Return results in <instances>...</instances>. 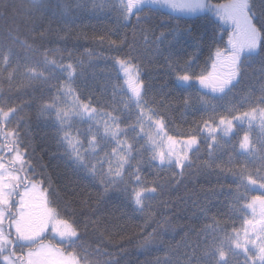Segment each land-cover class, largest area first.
Instances as JSON below:
<instances>
[{"label":"snow or ice","instance_id":"snow-or-ice-1","mask_svg":"<svg viewBox=\"0 0 264 264\" xmlns=\"http://www.w3.org/2000/svg\"><path fill=\"white\" fill-rule=\"evenodd\" d=\"M260 4L264 5V0H260ZM91 6L93 9H112L124 22H130L135 15L137 23L148 19L149 13L163 15L165 10L168 16L211 13L220 22L217 26L222 31L231 29L224 47H217L209 57L210 67L206 64L198 75L193 74L194 61L190 57L182 74L177 73L176 79L183 84L198 82V102L207 113L186 134L180 137L168 134L164 115L152 107V101L145 99V84L137 58L131 52L114 58L118 76L112 85L110 104L95 106L91 99H81L73 86L74 64L61 63L64 58L57 59L43 45L51 29L35 33L37 21H42L49 9H60L66 14L71 8L80 7L72 0H56L55 4L50 0H27L18 5H9L3 0L0 8L10 9L13 19H22L30 35L22 34L19 24L4 30L3 39L8 43L0 45V78L6 79L11 88L17 73L31 85L53 79L57 69L66 72V80L49 85L50 89L55 88V94L50 102L41 106L42 114L55 112L60 132L58 145L76 169L93 179L98 178L106 189L122 184L126 197L142 212L145 201L154 197L162 186L156 181L152 182L155 186H145L147 182L140 174L145 152L149 153L150 163L161 169L175 167L182 176L191 164V154L200 147L201 137L212 157L246 122L238 145L232 146L237 157L245 158V163L237 168H220V171L230 172L236 183L230 205L236 219L230 230L226 223L215 218L205 225L201 229L203 235L197 234L196 248L203 245L201 255L193 254L186 264H192L193 259L196 264H231L233 259L236 264H264V76L261 77L259 95L253 89L234 104L231 100L227 105L222 103L239 83L247 58L260 56L264 63V8L258 14L254 0H227V3L216 5L210 4L209 0H91ZM177 30L169 29L168 34ZM165 35L161 32L156 40L160 41ZM147 40L145 36V42ZM110 44L119 47L115 41ZM16 45L18 51L14 48ZM21 52L24 63H21ZM188 103L186 99L185 104ZM18 111V107L0 105V264H113L111 260L92 259V253L77 244L80 232L76 221L64 218L58 207L53 206L54 202L49 198L51 182L44 187V174L37 171L28 158L26 146L22 147L19 124L23 118L17 120L16 127H8ZM131 117H134L132 122L125 123ZM85 123L88 125L86 131L78 126ZM257 129L258 135L254 136ZM137 156L141 159L133 168L132 161ZM231 161L232 157L229 163ZM249 164L256 166L250 169ZM130 168L132 171L128 172ZM176 177L174 172L173 178ZM253 191L260 194L249 198L248 194ZM153 220L154 214L149 212L145 225L151 226ZM237 220L241 221L239 226ZM49 232L52 239H58V245L44 243ZM154 232L144 237L141 246L153 242ZM66 248H80L83 254L66 251ZM94 252L98 257L109 255L99 247Z\"/></svg>","mask_w":264,"mask_h":264},{"label":"trees","instance_id":"trees-1","mask_svg":"<svg viewBox=\"0 0 264 264\" xmlns=\"http://www.w3.org/2000/svg\"><path fill=\"white\" fill-rule=\"evenodd\" d=\"M7 2L18 5L27 3V0ZM226 2L209 0L212 5ZM2 3L3 0H0ZM50 3L55 4L56 0H50ZM72 3L80 7L71 8L66 14H62L60 9L46 11L43 20L37 21L35 33L51 29L43 45L57 59L62 56L61 63L74 64L73 86L82 100L91 99L95 106L110 104L112 85L117 82L118 76L114 58L131 52L137 58L145 84V99L152 101V107L164 115L169 135L180 137L186 134L195 122L207 115L198 102V82L183 84L176 76L178 72L182 74L183 66L190 57L194 61L193 74L198 75L206 64L210 67L209 57L217 47H224L230 29L222 31L217 26L220 22L208 13L188 17L149 13L148 19L137 23L135 15L130 22H124L112 9H93L91 0H72ZM254 4L259 14L264 5L260 4V0H254ZM17 24L22 34L30 35L22 19H13L10 9L0 8V45L8 43L3 39L4 30L15 28ZM222 27L227 28L225 25ZM172 28L178 30L168 34ZM161 32L166 35L157 41L156 37ZM145 36L148 37L147 42ZM111 41L119 47L112 46ZM14 48L19 50L18 45ZM20 56L21 63H24L22 52ZM262 76L264 63L261 57L247 58L242 65L239 83L222 103L227 105L231 100L234 104L253 89L259 95ZM66 79L67 73L58 69L48 82L36 81L31 85H27L19 73L11 88L6 79L0 78V105L19 108L8 127H16L17 120L23 118L19 124L24 142L22 147L26 146L28 158L37 171L44 174V187L47 188L48 181L51 182L49 198L54 202L53 206L58 207L64 218L76 221L80 232L77 244L87 248L92 253V259L111 260L113 264H186L193 254L196 257L201 255L203 245L196 248L197 234L202 236L201 229L213 218L226 223L231 229L232 221L236 219L230 209L236 183L230 172L220 171V168H237L245 163V158L237 157L232 148L238 145L244 128H239L237 135L228 140L223 148H218L212 157H209L207 144L201 137L200 147L191 154V164L184 169L182 176L175 167L161 169L150 163L149 153L145 152L140 165L142 179L147 182L145 186H155L153 181L162 186L154 197L145 201L146 207L142 212L126 197L122 184L106 189L98 178L93 179L76 169L58 145L60 132L55 112L42 114L41 106L46 101L50 102L55 94V88L50 89L49 85H58ZM116 99L119 101L120 96L117 95ZM186 99L189 100L187 105ZM133 119L131 117L125 123H131ZM140 159L135 157L133 168ZM255 166L248 165L250 169ZM131 171V168L128 169V172ZM174 172L177 173L176 178H173ZM248 195L251 198L259 194L253 191ZM149 212L154 214V220L151 226H146ZM236 223L239 226L241 221ZM154 230L153 242L146 247L141 246L144 237ZM44 241L58 245V240L50 236H46ZM97 247L106 250L109 255L98 257L94 252ZM66 251L81 252V249L66 248ZM192 264H196L195 259ZM231 264H236V260L233 259Z\"/></svg>","mask_w":264,"mask_h":264},{"label":"rangeland","instance_id":"rangeland-1","mask_svg":"<svg viewBox=\"0 0 264 264\" xmlns=\"http://www.w3.org/2000/svg\"><path fill=\"white\" fill-rule=\"evenodd\" d=\"M227 3V2H226ZM165 13H167V10H165ZM198 14H204V13H196V14H191V15H185V14H178V15H181V16H184V17H188V16H193V15H198ZM208 14H210L211 16H213L215 19H216V17L214 16V15H212L211 13H208ZM217 20V19H216ZM226 27H227V25H225ZM230 31H231V29H230ZM82 130H84V131H86V129H87V127H88V125L85 123V124H81V125H78ZM246 127H247V123L245 122V125H244V130L246 129ZM73 131H75V127L73 128ZM259 132V130L257 129L256 130V133H258ZM243 135V134H242ZM83 138V137H82ZM254 192H256V193H258V194H260L258 191H254ZM47 236H50V237H52V233L51 232H49V234L47 235ZM46 237V236H45ZM56 240H58V239H56ZM44 243H49V242H47V241H44ZM27 249H25V251H26ZM17 251H19V249L17 250Z\"/></svg>","mask_w":264,"mask_h":264}]
</instances>
